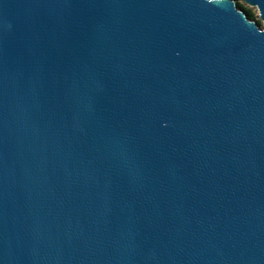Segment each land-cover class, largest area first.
Here are the masks:
<instances>
[{
    "label": "water",
    "instance_id": "95a60500",
    "mask_svg": "<svg viewBox=\"0 0 264 264\" xmlns=\"http://www.w3.org/2000/svg\"><path fill=\"white\" fill-rule=\"evenodd\" d=\"M0 0V264H264V0Z\"/></svg>",
    "mask_w": 264,
    "mask_h": 264
},
{
    "label": "rangeland",
    "instance_id": "374dc122",
    "mask_svg": "<svg viewBox=\"0 0 264 264\" xmlns=\"http://www.w3.org/2000/svg\"><path fill=\"white\" fill-rule=\"evenodd\" d=\"M236 2H237V4L242 5L245 9L252 11L253 14L255 15V20H256L257 22L260 21V23H261V20H260V18H259L258 11L256 10V8H251V7L247 6V5L243 2V0H237Z\"/></svg>",
    "mask_w": 264,
    "mask_h": 264
},
{
    "label": "trees",
    "instance_id": "16d2710c",
    "mask_svg": "<svg viewBox=\"0 0 264 264\" xmlns=\"http://www.w3.org/2000/svg\"><path fill=\"white\" fill-rule=\"evenodd\" d=\"M236 1H237V0H236ZM238 7L241 8V9H243V10L248 14V16H249V18H250L251 20L256 21V20H255V15L253 14L252 11L245 9V8H244L242 5H240V4H238ZM258 23L261 25L260 21H258Z\"/></svg>",
    "mask_w": 264,
    "mask_h": 264
}]
</instances>
